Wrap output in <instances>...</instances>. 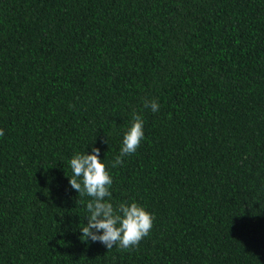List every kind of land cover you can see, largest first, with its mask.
<instances>
[{"label": "trees", "instance_id": "trees-1", "mask_svg": "<svg viewBox=\"0 0 264 264\" xmlns=\"http://www.w3.org/2000/svg\"><path fill=\"white\" fill-rule=\"evenodd\" d=\"M0 129V264H264V0H0ZM92 147L133 249L80 237Z\"/></svg>", "mask_w": 264, "mask_h": 264}, {"label": "clouds", "instance_id": "clouds-1", "mask_svg": "<svg viewBox=\"0 0 264 264\" xmlns=\"http://www.w3.org/2000/svg\"><path fill=\"white\" fill-rule=\"evenodd\" d=\"M144 107L155 113L159 111L160 105L153 99L146 100ZM3 135L4 130L0 129V137ZM143 139L144 119L134 112L130 126L123 133L119 155L114 158L111 167L122 166V158L134 154ZM69 164L72 175L67 176L68 184L78 195L91 198L85 205L87 223L79 227L82 241L99 242L107 249L114 246L122 250L137 247L150 233L154 216L135 201L113 205L110 191L113 179L100 159V149L92 147L91 154L76 153Z\"/></svg>", "mask_w": 264, "mask_h": 264}]
</instances>
